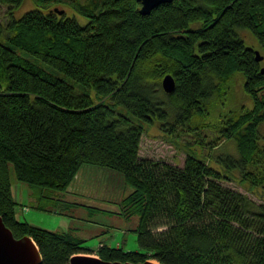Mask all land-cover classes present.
<instances>
[{
  "label": "trees",
  "instance_id": "1",
  "mask_svg": "<svg viewBox=\"0 0 264 264\" xmlns=\"http://www.w3.org/2000/svg\"><path fill=\"white\" fill-rule=\"evenodd\" d=\"M35 1L47 2V11L12 19L10 35L0 41V216L14 235L32 237L40 264H68L75 254H91L87 238L75 230L52 231L18 218L11 166L33 191L34 208L61 214L66 206H84L65 193L83 167L98 166L120 172L132 188L119 213L137 219L131 231L143 249L103 244L96 252L100 258L264 264V202L223 185L228 176L207 158L188 153L182 166L142 158L144 127L115 109L159 120L164 131L200 129L199 135L213 129L211 141L201 134L211 149L235 140L239 156L219 161L264 194V72L255 49L239 35L249 30L264 47V0H174L148 15L140 13L137 0H67L89 19L85 26L50 11L61 0ZM22 2L0 0L10 12ZM25 54L111 102L77 92ZM237 72L244 74L252 107L207 121ZM167 74L176 81L172 93L162 86Z\"/></svg>",
  "mask_w": 264,
  "mask_h": 264
},
{
  "label": "rangeland",
  "instance_id": "2",
  "mask_svg": "<svg viewBox=\"0 0 264 264\" xmlns=\"http://www.w3.org/2000/svg\"><path fill=\"white\" fill-rule=\"evenodd\" d=\"M81 2L85 3L87 0H80ZM47 2H42L41 5L37 4L35 0H23L21 6L18 8H15L12 12L9 11V7L7 5H4L0 3V41L6 42L7 37L10 35V32L8 30V24L11 22L12 19L19 20L25 13L31 10L40 9L44 12L47 11L46 5ZM51 8H60L65 10V14L68 17H75L78 22L85 26L89 19L81 15L80 13L76 12L71 4L67 2V0H61L60 2L54 1ZM196 24H193L192 26H195ZM239 35L243 38L245 45L247 47L253 48L255 50L260 51V53L264 56V47L261 45L257 37L249 30H239ZM27 57L31 58L33 61H35L39 66L43 67L46 71L49 73L60 77L62 79H65L72 85H74L75 89L79 93H89L91 95V98L95 102L104 101L105 103H110L109 98H100L97 96L96 92L92 89H89L87 87H84L80 83L76 82L75 80L68 77L66 74L52 68L51 66L47 65L44 61H42L39 58H35L29 54H25ZM262 66H264V59L261 61ZM244 84H245V77L242 72H237L232 81L230 82V86L227 89L225 95L219 98L218 101H216V104L214 105L211 115L207 118V121L214 123L219 118L220 113L227 114L230 110L238 109L241 106L246 107H252V101L251 99L246 95L244 90ZM117 113L127 115L131 120H133L136 124L141 125L144 127L145 132L142 137L141 142V151L140 156L142 158H150V159H160L164 160L165 162H168L173 165H179L182 166L185 158L188 153H192L194 155H197L200 158H207L209 160V163L219 170L223 175L228 176L225 179L222 180V184L242 192L243 194L247 195L249 198L254 200L257 203L264 202V194H263V188L261 186H258L257 188H251L249 183H243L241 181L240 173L237 170L230 171L228 168L224 166L219 161V158L225 155H233L234 157H238V150H237V142L235 140H225L220 143V145L214 149L209 148L208 145H204V139L202 136L206 137V141H211L216 136V132L213 129L205 128L201 131V134H197L198 130H190L186 132H181L180 128L176 127L174 129H170L168 131H164L162 129V123L159 120H154L153 123H150L148 121H145L137 116H135L133 113L128 111L127 109L123 107H116L115 108ZM173 119V118H172ZM171 128V127H168ZM261 140L260 142L264 144V124L261 126ZM89 168H95L91 170H100L102 173L98 174L97 176L93 173H89V169L87 171L88 176H86L85 171L81 172L78 177V180L76 183L73 184L71 189L67 190V192L71 195L72 199H75L76 202H84L88 201L91 205L101 207L103 209L112 211L113 213L116 211V199H122L126 195L130 193L132 188L127 185L125 182L124 176L117 171L98 167V166H85ZM84 167V168H85ZM12 171V181H13V192L14 196L16 198V193L24 192L25 195L28 193L29 186L25 183H22L18 181L15 178V175L13 173V168L11 166ZM111 172V173H110ZM81 178V181H80ZM96 179L97 185L100 188V190H104L103 192H98L95 194V200L91 199H85L84 194L90 193V180ZM83 184H82V183ZM66 192V193H67ZM19 196V195H18ZM76 197V198H74ZM20 203H26L25 205H29L28 199H25L26 202L19 199ZM86 202V203H88ZM27 207V206H24ZM23 207L18 206V218L20 220H26L30 222L31 224L34 223L36 226H40L52 231H69L72 228H78L79 227H90L92 230H80L78 232V236L84 237L87 241L84 243L85 246H88L93 252L88 255H95L98 248H99V241L94 236H92V233L96 232L94 230H97L98 225H102L104 221L107 220L108 217L100 215H94L90 216V220H87V215L85 212L81 210H75L70 212L71 215L69 218L64 215V217H61L63 219L60 224H58V221L60 220V217L56 215L55 213L50 212H44L40 211L33 207V204H30L29 210L23 211L24 214H22ZM75 216H73V215ZM74 218V219H73ZM114 219V218H113ZM113 219H108L112 221ZM135 220V219H134ZM134 220L128 221L131 224H133ZM75 221V222H74ZM86 221H93L94 227L92 228V225H86ZM121 220L115 219L114 222L120 223ZM130 223H126V225L129 227L125 228H119L123 226V222L120 224L121 226H118L116 230L114 231V235L116 237V240L119 242L124 243L123 246H125L126 250H140V246L137 240V234L133 231H131L132 226ZM116 227V226H115ZM162 228H160L161 230ZM94 231V232H92ZM92 232V233H91ZM123 232V233H122ZM91 235V236H90ZM91 237V238H89ZM111 244H114L113 246H116V242H109ZM141 250H143L141 248ZM152 261L159 263L155 259H151Z\"/></svg>",
  "mask_w": 264,
  "mask_h": 264
},
{
  "label": "water",
  "instance_id": "3",
  "mask_svg": "<svg viewBox=\"0 0 264 264\" xmlns=\"http://www.w3.org/2000/svg\"><path fill=\"white\" fill-rule=\"evenodd\" d=\"M140 4V13L148 15L151 11L162 3H170L174 0H137ZM51 12L63 16L64 9L58 7L52 8ZM258 61H262L264 56L260 51L255 50ZM264 72V66L262 67ZM162 86L165 92L172 93L176 87V81L173 75L167 74L162 80ZM42 256L36 242L30 236L17 238L13 231L5 224L0 216V264H40ZM68 264H161L152 260L144 262L130 261H108L95 255L75 254L71 257Z\"/></svg>",
  "mask_w": 264,
  "mask_h": 264
},
{
  "label": "crops",
  "instance_id": "4",
  "mask_svg": "<svg viewBox=\"0 0 264 264\" xmlns=\"http://www.w3.org/2000/svg\"><path fill=\"white\" fill-rule=\"evenodd\" d=\"M88 169H89V173L91 172V173H93L94 175H98V174H101L102 172L100 171V170H91V169H95V168H89V167H83L82 169H81V172L83 171H85V173H86V176H88V174H87V171H88ZM111 173V172H110ZM90 193H87V194H84V196L83 197H85V199H91V200H95V194L96 193H98V192H103L104 190H100V188L98 187V185H97V180L96 179H94V181H93V179H91L90 180ZM131 192V191H130ZM66 194V197L68 198V200H70L71 202H76L75 201V199H72L71 197H69V196H71L70 194H67V193H65ZM19 195V196H18ZM127 196V195H126ZM74 198H76V197H74ZM21 200V202L22 201H24V202H26L25 201V199H28V202H29V205H25L26 203H20L18 200ZM16 200L18 201V205H17V208H18V206H19V204H20V206H22L23 208V210H22V214H24V212L25 211H27V210H29V206H30V204H33V202H34V199H33V191L32 190H29L28 191V193L25 195V193L24 192H19L18 193V191H17V193H16ZM122 199H116V202H115V204H116V208H115V212L114 213H112V212H104V211H98V210H96V209H90V208H88V207H86V205L87 206H93V207H97V208H101V207H98V206H95V203H93L94 205H91L90 204V202H88V201H85L84 200V202H77V203H80V204H84V206H82V205H77V206H72V207H65V210L63 211L64 212V214H61V213H57V212H53V213H55L56 215H58L59 217H60V220L58 221V224H60V222L63 220V219H61V217H64V215L65 216H67V217H69L70 215H71V213L70 212H72V211H75V210H81V211H83V212H85L86 213V215H87V218H89V219H87V220H90V216H94V215H100V214H102L103 216H106V217H108L107 218V220L106 221H104L103 222V224L102 225H98L97 227V230H94V231H96V232H94V231H92V232H94V233H92V236H94V238H96L97 240H100L99 241V247L101 246V245H103V244H108V245H110V246H113L114 244H111V243H109V242H116V246H113V247H121L124 243H122V242H119L118 240H116V237H115V235L113 234L114 233V231L116 230V228L118 227V226H121L120 224L123 222V226L122 227H119V228H125V226L126 227H128L127 225H126V223H130V222H128V221H132V220H127L124 216H122L119 212H120V207H119V202L121 201ZM86 202H88V203H86ZM24 206H27V207H24ZM103 209V208H102ZM17 210V215L19 214V212L20 211H18V209H16ZM25 210V211H24ZM106 210V209H105ZM24 211V212H23ZM62 211V210H61ZM69 215V216H68ZM73 215V214H72ZM73 216H75V215H73ZM69 218H72V217H69ZM113 219L112 221H110V220H108V219ZM74 219V218H73ZM115 219H119V220H121L120 221V223H117V222H114V220ZM134 220V219H133ZM75 222V221H74ZM86 223V225H92V228L94 227V222L93 221H86L85 222ZM33 225H34V223H32ZM131 224V223H130ZM136 225H137V219L136 220H134V222H133V224H131V226H132V229L133 228H135L136 227ZM116 226V227H115ZM129 228V227H128ZM70 230H75V231H79L80 232V230H82V231H84V230H89V231H91L92 229L90 228V227H79L78 226V228H72V229H70ZM69 230V231H70ZM108 231V232H107ZM103 232H107L106 234H104ZM123 233V232H122ZM103 234V235H102ZM91 236V235H90ZM95 236H98V237H95ZM89 238H91V237H89Z\"/></svg>",
  "mask_w": 264,
  "mask_h": 264
},
{
  "label": "built area",
  "instance_id": "5",
  "mask_svg": "<svg viewBox=\"0 0 264 264\" xmlns=\"http://www.w3.org/2000/svg\"><path fill=\"white\" fill-rule=\"evenodd\" d=\"M81 173V170L79 171V173L78 174H76V176H75V178H74V180H73V182L71 183V185L68 187V189L67 190H69V189H71V187L73 186V184L74 183H76L77 184V180H78V177H80V174ZM80 181H81V178H80ZM82 183V182H81ZM83 184V183H82Z\"/></svg>",
  "mask_w": 264,
  "mask_h": 264
}]
</instances>
